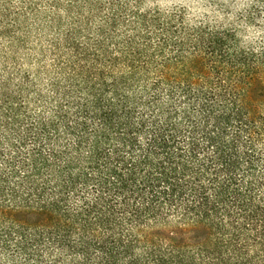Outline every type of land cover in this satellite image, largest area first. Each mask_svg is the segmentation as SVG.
I'll return each instance as SVG.
<instances>
[{
    "label": "trees",
    "instance_id": "trees-1",
    "mask_svg": "<svg viewBox=\"0 0 264 264\" xmlns=\"http://www.w3.org/2000/svg\"><path fill=\"white\" fill-rule=\"evenodd\" d=\"M0 0V264H264V0Z\"/></svg>",
    "mask_w": 264,
    "mask_h": 264
},
{
    "label": "rangeland",
    "instance_id": "rangeland-1",
    "mask_svg": "<svg viewBox=\"0 0 264 264\" xmlns=\"http://www.w3.org/2000/svg\"><path fill=\"white\" fill-rule=\"evenodd\" d=\"M242 0H159L158 3L162 7H173V6H187L189 7L195 14H204L208 13L213 15L216 8L217 3H232L237 5L236 2H240Z\"/></svg>",
    "mask_w": 264,
    "mask_h": 264
}]
</instances>
